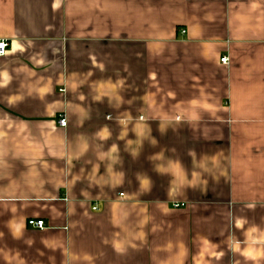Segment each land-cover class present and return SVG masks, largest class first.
<instances>
[{"label": "crops", "instance_id": "0c3cea01", "mask_svg": "<svg viewBox=\"0 0 264 264\" xmlns=\"http://www.w3.org/2000/svg\"><path fill=\"white\" fill-rule=\"evenodd\" d=\"M0 40V264H264V0H0Z\"/></svg>", "mask_w": 264, "mask_h": 264}, {"label": "built area", "instance_id": "2783aa9c", "mask_svg": "<svg viewBox=\"0 0 264 264\" xmlns=\"http://www.w3.org/2000/svg\"><path fill=\"white\" fill-rule=\"evenodd\" d=\"M185 30H182V33H184ZM9 43L6 40H0V55H4L6 54L7 48H8ZM221 62L224 64H228L229 63V58L228 56H224L221 58ZM59 124L62 127H65L67 125V120L66 117L63 116L60 118L59 120ZM121 196H123V194H121ZM184 204H175L176 207L179 206H183ZM94 209H96V207H94ZM28 225L33 227V228H38V229H44L45 228V221L42 219H30L28 221Z\"/></svg>", "mask_w": 264, "mask_h": 264}]
</instances>
